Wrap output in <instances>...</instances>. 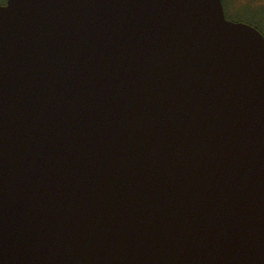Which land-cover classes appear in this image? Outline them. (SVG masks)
<instances>
[{"label":"water","instance_id":"obj_1","mask_svg":"<svg viewBox=\"0 0 264 264\" xmlns=\"http://www.w3.org/2000/svg\"><path fill=\"white\" fill-rule=\"evenodd\" d=\"M0 264H264V37L221 0L0 6Z\"/></svg>","mask_w":264,"mask_h":264},{"label":"rangeland","instance_id":"obj_2","mask_svg":"<svg viewBox=\"0 0 264 264\" xmlns=\"http://www.w3.org/2000/svg\"><path fill=\"white\" fill-rule=\"evenodd\" d=\"M7 0H0V6ZM228 21L245 23L264 37V0H221Z\"/></svg>","mask_w":264,"mask_h":264},{"label":"flooded vegetation","instance_id":"obj_3","mask_svg":"<svg viewBox=\"0 0 264 264\" xmlns=\"http://www.w3.org/2000/svg\"><path fill=\"white\" fill-rule=\"evenodd\" d=\"M7 2H8V0H7ZM7 2H6V4H7ZM6 4H5V5H6ZM5 5H1V6H5Z\"/></svg>","mask_w":264,"mask_h":264}]
</instances>
